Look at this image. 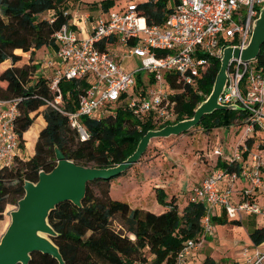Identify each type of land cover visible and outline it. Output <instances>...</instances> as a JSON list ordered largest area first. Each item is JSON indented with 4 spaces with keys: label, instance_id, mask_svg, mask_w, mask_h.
Returning <instances> with one entry per match:
<instances>
[{
    "label": "built area",
    "instance_id": "obj_1",
    "mask_svg": "<svg viewBox=\"0 0 264 264\" xmlns=\"http://www.w3.org/2000/svg\"><path fill=\"white\" fill-rule=\"evenodd\" d=\"M170 9L164 22L151 25L139 4L130 2L118 11H102L89 28L91 14L79 20L71 17L53 35L55 55L46 66L54 69L48 78L55 95L50 104L68 117L81 141L90 138L82 118L103 119L105 113H109L107 117L116 115L119 108L129 109L139 120L152 116L154 120L173 121L172 95L181 90L174 89L172 82L196 89L212 60L222 61L226 48L247 49L264 0H172ZM64 16H71L70 11ZM132 58H140L142 64L134 69L124 66ZM143 72L149 79L139 90L137 76ZM73 79H85L88 88L77 109L69 111L59 84ZM21 100H0V171L22 159L16 131ZM219 104L244 111L245 117L230 128H244L242 135L247 141L264 132V68L258 66V58L231 59ZM242 145L245 152H236L233 157L223 156L222 148L213 151L212 170L190 197V202L206 207L202 231L197 239L184 242L176 264H189L199 245L214 234V217L237 224L250 216L264 219V165L258 155L248 154L246 144ZM243 252L244 264H264V241Z\"/></svg>",
    "mask_w": 264,
    "mask_h": 264
},
{
    "label": "trees",
    "instance_id": "obj_2",
    "mask_svg": "<svg viewBox=\"0 0 264 264\" xmlns=\"http://www.w3.org/2000/svg\"><path fill=\"white\" fill-rule=\"evenodd\" d=\"M81 0H0V64L11 59L14 64L21 57L15 53L21 49L34 57L43 47L55 46L53 35L69 23L71 17L64 16L70 2ZM172 0H148L140 3V12L149 24L159 25L170 12ZM113 0H104L101 5L108 10ZM57 10L53 23L40 19L48 11ZM258 66L264 68V43L258 55ZM221 68V61L213 59L199 86L183 88L172 82L174 89L183 90L173 98L177 101L178 119L174 123L157 126L152 116L139 120L127 108H119L116 115L103 119L82 118L90 133L87 141H81L78 132L71 128L68 117L53 107L55 95L50 90L49 79L40 77L34 83L33 76L38 67L35 64L15 66L0 75V100L21 98L18 104L19 116L16 131L25 147L24 134L33 125L32 112L42 107L47 125L41 130L36 154L27 161L17 159L15 165L0 171V217L10 196L17 203L25 195V183H37L41 172L49 173L57 166L56 150L67 159L82 166L100 169L116 167L132 156L143 137L152 130L192 119L196 110L206 101L214 88ZM142 73L138 83L142 84ZM152 83L153 80L150 79ZM66 110L75 111L81 95L88 88L85 79L62 80L59 84ZM206 95V96H205ZM245 117L240 109H218L206 114L196 126L205 132L230 128L235 121ZM219 166L225 167L222 162ZM121 176V175H120ZM111 180H97L87 186V195L82 206L64 202L53 210L49 223L56 232L51 237L59 248L66 264H134L141 260L147 248L154 255L153 264H176V256L185 241L197 239L202 231L201 221L206 207L201 203L188 202L183 214L177 206L161 214L140 209H131L127 202L110 196ZM95 187H101L97 194ZM157 200L164 204L167 194L162 188L156 189ZM174 198V197H173ZM175 199V198H174ZM122 218L127 231L136 236L135 240L111 227V220ZM226 221V218L214 217ZM253 242L264 241V227L250 231ZM145 259V258H143ZM145 261V260H144ZM30 264H60L51 255L32 254Z\"/></svg>",
    "mask_w": 264,
    "mask_h": 264
},
{
    "label": "rangeland",
    "instance_id": "obj_3",
    "mask_svg": "<svg viewBox=\"0 0 264 264\" xmlns=\"http://www.w3.org/2000/svg\"><path fill=\"white\" fill-rule=\"evenodd\" d=\"M103 1L104 0H85V4L79 2H70L67 6V10H69L71 13V16L69 17H76V14H79V16H84V13L90 12L92 16L89 22H94L97 15H99L98 11L96 10H98ZM113 1L114 3L109 9L118 11L126 7L130 2L140 4L148 0ZM65 11L66 10H64V12ZM57 15V10L48 11L42 14L40 19H46L49 21L57 17ZM55 50L56 49L54 46L43 47L38 57L34 55L33 58H31V53L28 52L31 58H29L30 62L32 63L33 60H37L41 61L42 64L47 63L48 60L53 59ZM15 52L16 54H21V59H23V57L26 55L24 54L26 52L21 49H18ZM141 64L142 60L140 58H132L127 59L124 63V66L134 69ZM36 66L39 67L38 65ZM39 76L41 77L42 75H39V73L36 71L32 79L34 83L38 80V78H40ZM46 76L49 77L53 75L52 73H49L46 74ZM142 77V84L138 85L139 90H142V87L149 79V76L146 72L142 73ZM182 92L183 90L173 94L172 100L176 95ZM210 95H205L206 100L210 97ZM177 105V101H175L174 110L172 111L175 113V119L172 121L164 120L163 118H157V120H155L157 126L163 125L165 123H174L178 119L179 113ZM44 109L45 107H42L39 109V111L32 112L31 114V117L35 118L34 123L28 130L30 131L26 136L28 141H26L24 137L25 147L21 148L23 153L22 159L24 161H27L30 157H32L31 154H33V147H31L30 143L38 136L37 132H34L35 127L41 124H44L45 126L47 125L46 120L43 117ZM105 114L106 117L109 115V113ZM27 132H25L24 136ZM243 133L244 128L240 130H238V128H220L212 132H205L199 127H193L188 132L181 135L154 138L151 140L147 151L141 157L140 161L133 164L131 168L123 172L121 176H119L115 181H112L110 184V196L114 199L111 192L113 183L127 180L123 182L119 188L115 187L118 188L117 190L119 193L114 194V196L122 197V200L120 201H130L133 202V205H137L136 207H131V209H140L143 211H150L155 214H161L170 210L173 206H177L179 208V212L183 214L184 208L190 201L191 193L189 194L182 192V196L180 195V197H177L175 192L177 185H179L184 177H186L188 174H190V176L193 175V179H196V174H192L191 171L196 173L202 170L206 177L211 172L212 166L215 162L212 157L213 151L215 149L222 148L223 156L233 157L236 152H238V154L245 152V145H242L244 143L247 145L248 154L258 155L264 165V132H259L256 137L250 138L249 141H247V139L242 135ZM26 142H28L27 145ZM36 146L37 143L34 148V155L36 154ZM31 148L32 150H30ZM89 166L96 168L93 166V163H91ZM128 180L130 181L128 182ZM136 180L140 183L139 185H144L143 188L138 185H134L135 182H137ZM133 181V186H129V184H132ZM163 185L166 186L165 188H167L168 192L173 196L170 197V195L166 193L167 197L165 199V203L161 204L157 200L156 189L159 187L163 190H166L161 187ZM95 190L97 194H101V187H95ZM8 199L10 202L6 205V208L0 217V242L11 225L12 212L18 208V203L20 201L19 200L17 203H13L14 196H10ZM213 226L215 228L214 234L209 236L206 245L200 247L201 253L204 256L203 258H206L202 260V264H237L238 262H240V264H244L243 250L246 247H253L254 244L252 238L250 237V231L256 226L263 227L264 219L259 216H250L246 217L244 222L239 224L233 222L230 219L226 221L213 219ZM111 227L116 231L123 233L124 236H129V238L132 240L136 239L134 234L127 231L126 226L122 222V218H120L118 215L111 220ZM45 237L51 239L46 235ZM153 262L154 255L147 248L143 251L141 260L135 262L134 264H153Z\"/></svg>",
    "mask_w": 264,
    "mask_h": 264
},
{
    "label": "water",
    "instance_id": "obj_4",
    "mask_svg": "<svg viewBox=\"0 0 264 264\" xmlns=\"http://www.w3.org/2000/svg\"><path fill=\"white\" fill-rule=\"evenodd\" d=\"M264 43V9L257 20L249 47L243 51L228 47L221 61V68L210 97L196 110L192 119L168 125L160 130L149 131L140 141L135 153L125 162L108 169L86 167L66 158L56 150L58 160L53 171L41 172L37 183L26 181L25 195L19 201L18 208L12 212V222L0 242V264H30L32 254L43 253L53 256L60 264H65L59 248L51 239L55 230L49 223V216L60 204L73 202L82 206L87 195L89 183L97 180H111L120 176L133 164L138 163L147 151L152 139L177 136L196 127L206 114L218 109H236L234 106H222L219 98L226 82L227 70L232 58L252 60L258 57Z\"/></svg>",
    "mask_w": 264,
    "mask_h": 264
},
{
    "label": "crops",
    "instance_id": "obj_5",
    "mask_svg": "<svg viewBox=\"0 0 264 264\" xmlns=\"http://www.w3.org/2000/svg\"><path fill=\"white\" fill-rule=\"evenodd\" d=\"M79 3H84L85 4V0H81V1H79ZM92 4H95V3H92ZM69 11V10H68ZM96 11H98V14H100L102 11H107V10H105L103 7H102V5H100L99 6V8H98V10H96ZM86 14H91L90 12L89 13H84V15H86ZM98 16V15H97ZM84 16H79V14H76V17L74 16V20H77L78 18L79 19H81V18H83ZM78 19V20H79ZM92 24V22H88L87 23V27L89 28L90 27V25ZM73 27H75V28H77L76 26H74L73 25ZM78 29V28H77ZM42 51V49L41 50H39V51H37L36 52V57H38V55H39V53ZM16 53V52H15ZM24 54H26L24 57H23V59H20L17 63H15L14 64V62L11 60V59H9V60H6L5 62H3L2 64H0V75L2 74V72H4L6 69H8V68H10V67H12L13 65H15V66H24V65H27V64H35V65H38L39 67H38V70H37V72L39 73V75L41 74L42 76L41 77H45V78H51L52 76H46V74H49V73H53L54 72V69L53 68H47L46 66H47V63H41V61H34L33 60V62L31 63L30 62V54L29 53H24ZM17 55H19V56H21V54H19V53H17ZM30 58V59H29ZM40 77V76H39ZM38 127H40L39 128V130L36 128L35 129V133L38 131V133H37V137H36V139L35 140H33L30 144H31V147H33V150H32V148L30 149V150H32L33 151V154H31V156H33L34 155V153H35V145H36V143H37V141H38V137H39V134H40V132H41V130L45 127V125L44 124H41V125H39ZM30 131H28L27 133H26V135L24 136L25 137V139H26V141H28L27 140V138H26V136H27V134L29 133ZM27 143L28 142H26V145H27ZM22 155H23V153H22ZM176 165H178V164H176ZM178 167V166H177ZM199 171V170H198ZM191 173L192 174H196L195 175V177H196V179H193V175H191L190 176V174H188L186 177H184V179L181 181V183L179 184V185H177V188H176V196L177 197H180V195L182 194V192H185V193H191V191L193 190V188L195 187V186H197V185H199L203 180H204V177H205V175H204V172L202 171V170H200L199 172H194V171H191ZM183 178V177H182ZM125 181H127V180H123V181H117V182H115V183H113L112 185H113V188H112V196L114 197V199H116V200H122V197H119V196H117V197H115L114 196V194H117V193H119L118 192V188H119V186L123 183V182H125ZM130 180H128V182H129ZM137 181V180H136ZM147 181V180H146ZM146 181H144V182H146ZM143 182V183H144ZM133 184H134V181L132 182V184H129V186H133ZM140 183L137 181V182H135V184L134 185H138V186H140L141 188H143V186L144 185H139ZM115 187H118V188H115ZM148 187H149V185H148ZM156 187V186H155ZM161 187H163L164 189H166L167 190V188H165L166 186L165 185H163V186H161ZM170 187V186H169ZM157 188H159V187H157ZM169 189V188H168ZM171 189V188H170ZM165 190V191H166ZM179 193H178V192ZM166 193L167 194H169L170 195V197L171 196H173V195H171L169 192H168V190L166 191ZM182 196V195H181ZM119 198H121V199H119ZM181 199V198H180ZM179 199V200H180ZM182 200V199H181ZM180 200V201H181ZM128 203H129V205H131V207H136L135 205H133V202H130V201H127ZM139 205V204H138ZM255 228H262V227H258V226H256ZM208 239V238H207ZM207 239L203 242V244L201 245H199V247H198V250H197V252H196V254H195V257L191 260V262L189 263V264H202V260L203 259H206V258H203L204 256H203V254L201 253V249H200V247L201 246H203V245H206L207 244ZM201 257H202V259H201Z\"/></svg>",
    "mask_w": 264,
    "mask_h": 264
},
{
    "label": "bare ground",
    "instance_id": "obj_6",
    "mask_svg": "<svg viewBox=\"0 0 264 264\" xmlns=\"http://www.w3.org/2000/svg\"><path fill=\"white\" fill-rule=\"evenodd\" d=\"M38 126H39V125H38ZM38 126H36L35 129L37 128V129L39 130L40 127H38ZM33 130H34V129H33ZM37 133H38V131H37Z\"/></svg>",
    "mask_w": 264,
    "mask_h": 264
}]
</instances>
